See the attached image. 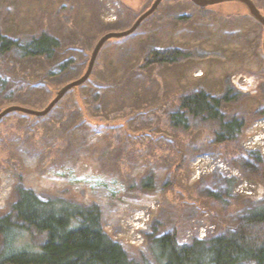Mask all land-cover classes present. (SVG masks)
<instances>
[{
    "label": "rangeland",
    "instance_id": "rangeland-1",
    "mask_svg": "<svg viewBox=\"0 0 264 264\" xmlns=\"http://www.w3.org/2000/svg\"><path fill=\"white\" fill-rule=\"evenodd\" d=\"M116 1L0 0L6 35L47 31L62 43L51 58L0 55V111L43 110L86 72L102 36L129 29L155 0ZM253 1L264 15V0ZM263 40L264 28L242 3L163 0L134 34L108 41L88 82L47 116L12 113L0 121V216L11 211L21 183L42 199L98 204L104 231L131 259L152 264L155 224L181 244L201 238L204 226L214 228L203 239L237 228L239 215L257 202L229 192L224 173L198 175L195 161L205 154L221 159L264 191ZM170 48L190 56L143 66L149 50ZM228 88L241 96L223 105L245 123L236 141L217 144L213 130L198 122L171 125L181 96L201 89L220 96ZM149 175L153 192L141 188Z\"/></svg>",
    "mask_w": 264,
    "mask_h": 264
},
{
    "label": "trees",
    "instance_id": "trees-1",
    "mask_svg": "<svg viewBox=\"0 0 264 264\" xmlns=\"http://www.w3.org/2000/svg\"><path fill=\"white\" fill-rule=\"evenodd\" d=\"M61 46L59 38L47 31L14 38L0 28L2 56L16 51L24 58H51ZM188 56V52L176 48L151 49L143 66L174 64ZM240 98L231 88L220 96L204 89L193 91L180 97L179 107L169 120L173 127L182 129L198 122L213 130L217 144L234 142L245 123L225 114L223 105ZM244 156L240 161L246 163L248 154ZM226 182L229 192L233 191L235 181ZM141 188L153 192L154 176L144 178ZM0 236V264H152L147 259H131L124 247L104 231L98 204L61 197L42 199L22 183L16 188L11 211L0 216ZM149 240L156 264H264V199L239 215L237 228H228L209 239L194 238L181 244L176 233H157L155 224Z\"/></svg>",
    "mask_w": 264,
    "mask_h": 264
},
{
    "label": "water",
    "instance_id": "water-1",
    "mask_svg": "<svg viewBox=\"0 0 264 264\" xmlns=\"http://www.w3.org/2000/svg\"><path fill=\"white\" fill-rule=\"evenodd\" d=\"M191 1L198 7H208L225 2L242 3L246 7L249 15L253 19H255L258 23H260L264 28V15L253 0H191ZM162 2L163 0H155L151 5V7L148 10H146L144 13H142L129 29L121 32H110L102 36L92 52L91 59L89 61V65L87 67L86 72L79 79L72 81L67 85H65L63 88H61L56 93L52 101L43 110H36L21 105H10L0 111V121L12 113H22L33 117L47 116L54 109V107L66 96L67 93L77 89L78 87H81L86 82H88V80L92 76V72L95 67L97 58L100 54V51L108 41L124 39L134 34L138 30V28L142 25V23L158 10ZM263 50H264V40H263Z\"/></svg>",
    "mask_w": 264,
    "mask_h": 264
},
{
    "label": "built area",
    "instance_id": "built-area-1",
    "mask_svg": "<svg viewBox=\"0 0 264 264\" xmlns=\"http://www.w3.org/2000/svg\"><path fill=\"white\" fill-rule=\"evenodd\" d=\"M110 4H112L111 9L113 12L115 10L117 11L120 8L117 1L114 4ZM195 164L197 165L198 175H200L201 173L211 174L219 171L228 174L229 177H236L237 179H239V184L235 189V193L238 195L240 194L241 196L252 200H260L263 197V191L259 189V187L247 182L239 171L232 170V168L229 167L228 164L223 162L221 159H215V157H212L211 155H203L195 161ZM213 228L214 227H202L199 231V236L201 238L208 237L211 233L210 230H212Z\"/></svg>",
    "mask_w": 264,
    "mask_h": 264
}]
</instances>
